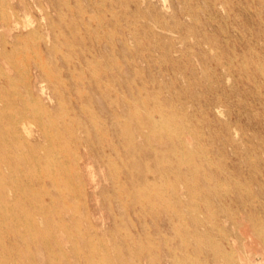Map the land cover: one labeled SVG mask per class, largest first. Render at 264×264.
<instances>
[{"label":"rangeland","instance_id":"rangeland-1","mask_svg":"<svg viewBox=\"0 0 264 264\" xmlns=\"http://www.w3.org/2000/svg\"><path fill=\"white\" fill-rule=\"evenodd\" d=\"M0 115V264H264V0H0Z\"/></svg>","mask_w":264,"mask_h":264},{"label":"bare ground","instance_id":"bare-ground-1","mask_svg":"<svg viewBox=\"0 0 264 264\" xmlns=\"http://www.w3.org/2000/svg\"><path fill=\"white\" fill-rule=\"evenodd\" d=\"M66 5V4H65ZM28 8V7H27ZM98 10V9H97ZM223 11V10H222ZM115 25V24H114ZM70 31V30H69ZM63 33V32H62ZM174 36V35H173ZM182 36V35H181ZM189 42V41H188ZM133 46V45H132ZM14 48H15V46H14ZM30 51V50H29ZM10 60V59H9ZM11 62V61H10ZM13 65V64H12ZM137 69V68H136ZM206 84V83H205ZM137 86V85H136ZM161 90V89H160ZM117 95V94H116ZM16 112V111H15ZM17 113V112H16ZM0 117H1V115H0ZM40 121V120H39ZM43 122V121H42ZM35 125V124H34ZM37 129V128H36ZM39 129V128H38ZM25 130H27V127L25 128ZM40 130H42V129H40ZM45 130V129H44ZM172 131V130H171ZM47 132V131H46ZM54 134V133H53ZM55 135V134H54ZM56 136V135H55ZM44 144V143H43ZM17 148V147H16ZM47 150V149H46ZM59 150V149H58ZM137 150V149H136ZM60 151V150H59ZM57 152V151H56ZM63 153V152H62ZM49 156V155H48ZM34 157H36V155L34 156ZM38 159V158H37ZM117 176V175H116ZM50 177H52L51 175H50ZM96 177V176H95ZM37 179L39 180V182H42L41 181V177L39 176V177H37ZM75 181V180H74ZM78 184H80V183H78ZM81 185V184H80ZM118 188V187H117ZM116 188V189H117ZM59 189V188H58ZM119 189V188H118ZM36 192V191H35ZM155 195V194H154ZM40 201H42V200H40ZM37 202V201H36ZM42 203H43V205H46L45 204V202H44V200L42 201ZM137 204V203H136ZM40 208H41V206H40ZM45 211V210H44ZM38 215V214H37ZM65 228V227H64ZM220 229V228H219ZM96 232V231H95ZM90 233V231L88 232V234ZM42 238H44L43 236H42ZM3 239V238H2ZM4 240V239H3ZM26 242V241H25ZM75 244H77V243H75ZM29 250V249H28ZM62 252V251H61ZM249 253V252H248ZM258 254V253H257ZM104 255V254H103ZM98 260V259H97ZM34 261V260H33ZM6 263V262H5ZM248 263V262H247Z\"/></svg>","mask_w":264,"mask_h":264}]
</instances>
